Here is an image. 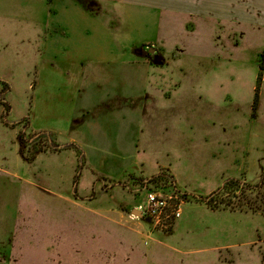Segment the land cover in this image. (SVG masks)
<instances>
[{
	"label": "rangeland",
	"instance_id": "374dc122",
	"mask_svg": "<svg viewBox=\"0 0 264 264\" xmlns=\"http://www.w3.org/2000/svg\"><path fill=\"white\" fill-rule=\"evenodd\" d=\"M86 2L0 0V264H264V26ZM157 170L166 231L131 212Z\"/></svg>",
	"mask_w": 264,
	"mask_h": 264
},
{
	"label": "crops",
	"instance_id": "0c3cea01",
	"mask_svg": "<svg viewBox=\"0 0 264 264\" xmlns=\"http://www.w3.org/2000/svg\"><path fill=\"white\" fill-rule=\"evenodd\" d=\"M71 1L73 3L71 5H65L63 9L66 8L71 9L72 7H76L81 12L91 14L89 7L81 4L79 0H71ZM96 1H99L104 5L114 4L118 6L121 5L122 7L126 5L130 7H132L131 5H136V6H141L146 10L158 9L160 11L175 12L181 15L182 17H184L183 18L185 22L184 25L188 29L190 28L191 30H194L196 28V23L199 21V27L201 25H208V26L211 25L213 27L216 26L219 29V31H225L229 37H233L232 40L233 47H237L239 45L238 36L242 37V35H244L243 29L246 26L247 27L264 26V0H96ZM63 9L61 8V10ZM58 11H59L58 7L54 8V12H56L55 16H58L59 14ZM116 21L115 24L118 27V31H120L122 27L121 20L118 21L117 23ZM57 26L62 27V22L57 24ZM108 163L110 165L109 160ZM112 163H114L113 167H126V163H124V161L122 160H114V162ZM155 173H158V170L155 171ZM171 175L175 178L176 181L177 178L175 174L172 172ZM138 203H136L134 206L131 207L132 213H134V211L137 209L136 207Z\"/></svg>",
	"mask_w": 264,
	"mask_h": 264
},
{
	"label": "built area",
	"instance_id": "2783aa9c",
	"mask_svg": "<svg viewBox=\"0 0 264 264\" xmlns=\"http://www.w3.org/2000/svg\"><path fill=\"white\" fill-rule=\"evenodd\" d=\"M144 191V198L136 207L141 217L133 216L148 220L152 229H172L182 216L187 193L173 178H167L160 183L149 182L145 184Z\"/></svg>",
	"mask_w": 264,
	"mask_h": 264
},
{
	"label": "trees",
	"instance_id": "16d2710c",
	"mask_svg": "<svg viewBox=\"0 0 264 264\" xmlns=\"http://www.w3.org/2000/svg\"><path fill=\"white\" fill-rule=\"evenodd\" d=\"M86 1H88V0H79V2L81 3V4H83L84 6H86V5H88L87 4V2ZM85 3V4H84ZM263 57H264V53H263ZM264 60V59H263ZM261 75L259 74L258 75V85L256 86V90H255V98H254V101H253V104H254V108L256 109V104L258 105V93H259V80H261ZM261 82V81H260ZM168 177H171V178H173V176L172 175H169L168 173H165V171H162V172H159V173H157V174H155V175H152V176H150L149 178H148V180L149 181H151V182H157V181H164V180H166ZM189 195H191V194H189ZM192 196H194V195H192ZM195 197H197V198H199V196H195ZM201 198V200H205L206 199V197L205 198H203V197H200ZM199 198V199H200ZM206 201V200H205ZM209 202V201H208Z\"/></svg>",
	"mask_w": 264,
	"mask_h": 264
},
{
	"label": "water",
	"instance_id": "95a60500",
	"mask_svg": "<svg viewBox=\"0 0 264 264\" xmlns=\"http://www.w3.org/2000/svg\"><path fill=\"white\" fill-rule=\"evenodd\" d=\"M150 51H151V52L154 51V48L152 47ZM135 213L138 214L139 217H141V214H140V212H139L137 209L134 211V214H135Z\"/></svg>",
	"mask_w": 264,
	"mask_h": 264
},
{
	"label": "flooded vegetation",
	"instance_id": "af4514ba",
	"mask_svg": "<svg viewBox=\"0 0 264 264\" xmlns=\"http://www.w3.org/2000/svg\"><path fill=\"white\" fill-rule=\"evenodd\" d=\"M141 192H144V193H145L144 188L140 189L139 194H140Z\"/></svg>",
	"mask_w": 264,
	"mask_h": 264
}]
</instances>
